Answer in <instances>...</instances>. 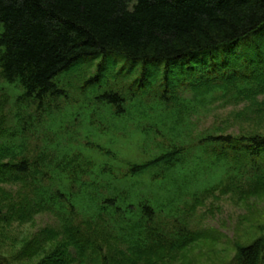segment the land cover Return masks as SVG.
<instances>
[{
    "label": "trees",
    "instance_id": "1",
    "mask_svg": "<svg viewBox=\"0 0 264 264\" xmlns=\"http://www.w3.org/2000/svg\"><path fill=\"white\" fill-rule=\"evenodd\" d=\"M261 35L264 0H0V76L21 89L24 99L39 106L65 96L55 80L79 61L99 59L101 70L129 62V71L139 69V106L126 108L125 94L115 87L99 96L101 102L115 108L111 113L120 123L139 115L149 125L153 114L160 124L170 122L162 128L137 122L140 141H164L159 153L124 171L107 162L93 164L72 135L46 145L34 162L26 146L17 143L19 132L1 136L0 184L31 179L35 209L55 213L62 223V231L49 232L55 246L41 264H84L91 253L105 264L117 259L164 264L207 236L184 219L167 229L166 220L159 221L162 217L175 220L182 211L179 205L190 214L201 196L224 179L247 180L248 195L264 192V135L189 131L202 106L196 95L219 88L238 87L241 94L264 91V51L256 43ZM237 47L240 57L234 55ZM203 68L212 69L209 73L226 84L195 75ZM158 78L163 90L154 95L150 88ZM179 85L188 86L194 97L177 100ZM113 123L100 125V134L109 135ZM97 148L110 154L98 143ZM213 175L217 180L207 183ZM133 178L140 184L132 183ZM185 195L190 198L185 200ZM226 264H264V236L239 246Z\"/></svg>",
    "mask_w": 264,
    "mask_h": 264
},
{
    "label": "rangeland",
    "instance_id": "2",
    "mask_svg": "<svg viewBox=\"0 0 264 264\" xmlns=\"http://www.w3.org/2000/svg\"><path fill=\"white\" fill-rule=\"evenodd\" d=\"M256 40L264 51V35ZM237 53L238 47L234 50V55L240 57L241 52ZM236 57L232 58L236 61ZM98 62L99 59L79 61L72 69L63 71L55 82L66 97L48 98L39 106L34 101L24 99L21 89L6 83L0 76V144L4 143L1 136L13 131L19 132L18 139L21 141L17 143L22 142V146H26V153L34 162L46 145L51 146L54 140L59 141L63 136L72 135L78 139L77 144L82 146L80 150L84 156L91 158L93 164L107 162L113 167L120 165V171L134 162L144 161L159 153V143L164 140L152 139L149 143L140 141V130L136 128L137 122L145 128L160 124L161 121L157 120L155 114L152 115L153 125H146L147 121L140 120L139 115H132L134 121L120 123L113 119L111 112L115 108L106 107L99 98L111 87H115L125 94L126 108L127 104L139 106V98L143 95L137 90L136 84L139 69L129 71V62L123 63L124 67L118 62L113 66L107 64L101 70L98 69ZM236 66L242 74L240 64L237 63ZM211 70L198 69L195 75L201 74L203 79L212 78L217 83L226 84L216 73H209ZM243 82L245 81L239 79V84H244ZM162 86V81L158 78L157 83L150 88V93L161 95ZM231 86L230 83V89ZM176 91L177 100L181 102L192 98L193 92L188 86L179 85ZM238 92V87L226 91L219 88L206 96L196 95L202 106L197 107L189 131L196 134L210 128L218 133L236 136L264 135V91L258 89L248 91L247 94ZM135 98H138L137 102L135 100L132 103ZM143 101L149 103L148 98ZM137 112H140L139 109ZM113 121L109 135L100 134L103 133L100 125L107 127ZM169 124L167 120L160 125L162 128ZM153 130L149 132L152 137ZM97 143L106 148V151L110 150V154L99 150ZM164 144L168 148L169 144ZM149 176L150 174L147 177ZM213 177L214 179H206L207 183L217 180L215 175ZM131 181L140 184L139 178ZM145 182L146 177L143 178V183ZM32 184L31 179L0 184V260L13 264H41L50 251L54 250L56 239L47 237L49 232L62 231V223L55 213L35 209L32 201L34 192L30 193ZM200 185L198 183L191 187L195 190ZM249 187L250 184L243 178L224 179L215 190L201 196L196 209L190 214L187 215L183 205H179L182 211L174 216L175 220L162 217L159 221L163 223L166 220L167 229L175 228L184 219L190 223L191 229L203 230L207 236L206 240L199 241L182 252L185 256L178 255L176 259L164 264H226L235 256L239 246L264 236V192L248 195L245 192ZM185 197V200L190 198ZM27 200L32 201V209ZM84 264L105 263L96 253H91V258ZM109 264L125 263L117 259L115 263L110 261Z\"/></svg>",
    "mask_w": 264,
    "mask_h": 264
}]
</instances>
